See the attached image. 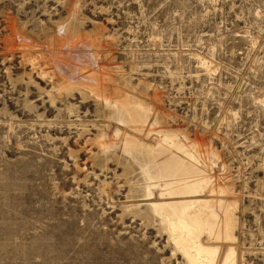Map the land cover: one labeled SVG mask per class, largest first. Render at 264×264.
<instances>
[{
	"label": "rangeland",
	"instance_id": "1",
	"mask_svg": "<svg viewBox=\"0 0 264 264\" xmlns=\"http://www.w3.org/2000/svg\"><path fill=\"white\" fill-rule=\"evenodd\" d=\"M151 154L205 191L168 194ZM195 198L233 215L199 237L216 264H264V0H0V264H189L151 203Z\"/></svg>",
	"mask_w": 264,
	"mask_h": 264
},
{
	"label": "bare ground",
	"instance_id": "2",
	"mask_svg": "<svg viewBox=\"0 0 264 264\" xmlns=\"http://www.w3.org/2000/svg\"><path fill=\"white\" fill-rule=\"evenodd\" d=\"M46 51L48 52V50ZM87 62L91 63L92 58L89 57ZM78 63L79 60H74L72 63H68L63 59L55 58V66L62 74H64L63 71L65 70L64 68H66V66L69 68L67 70V74H65L67 77L58 75L57 79L60 80L62 78L69 83L68 85H70V83H72L75 78L82 76L83 74L80 72L81 69L77 66ZM99 84L103 85L102 82H99ZM104 99L106 100L107 105L115 107V113L117 109L119 115L125 116L132 122L137 123L142 121L146 115L144 108L138 105L131 106L128 104V101L126 103L112 100V102L111 99H108L107 97H104ZM176 145L179 146L180 149H183L180 144ZM189 156L194 158L192 154ZM153 157L155 159L157 158L154 155ZM153 157L151 158L153 159ZM168 159L169 160H166L167 162L165 163H158V159H153L154 161H152V165H149L145 171L147 172L149 179H167L170 181H165L166 184L170 185L168 190V194L170 195H178L180 197H195L205 191L208 180L202 174V170L199 167L193 163L178 158L177 156H171V158ZM152 168H155V170H152ZM161 199H164L163 196ZM206 203V201L198 198L179 201L163 200V202L161 201L151 203L155 212L161 216V219L167 226L172 239L183 252L189 264L217 263V257L219 254L218 248H212L203 245L199 240V237L202 233L207 232L210 235L214 234L218 238L219 236H225L227 238L233 236L232 230L234 220L231 211L229 209L225 210V215L220 223L219 215L215 210L206 211L207 208H204ZM234 253V248H231L227 253L225 264H229V261L233 260L235 255Z\"/></svg>",
	"mask_w": 264,
	"mask_h": 264
}]
</instances>
